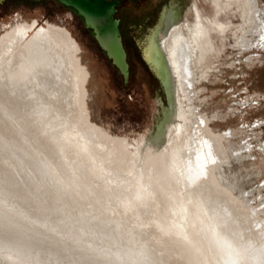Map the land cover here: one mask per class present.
<instances>
[{
	"label": "bare ground",
	"instance_id": "obj_1",
	"mask_svg": "<svg viewBox=\"0 0 264 264\" xmlns=\"http://www.w3.org/2000/svg\"><path fill=\"white\" fill-rule=\"evenodd\" d=\"M239 1L236 45L264 46V2ZM178 2L140 43L168 77V103L160 99L151 134L133 146L105 147L75 116L67 51L52 31L18 29L0 44V264H261L246 214L195 158Z\"/></svg>",
	"mask_w": 264,
	"mask_h": 264
},
{
	"label": "rangeland",
	"instance_id": "obj_2",
	"mask_svg": "<svg viewBox=\"0 0 264 264\" xmlns=\"http://www.w3.org/2000/svg\"><path fill=\"white\" fill-rule=\"evenodd\" d=\"M170 1L116 0L113 18L126 75L76 10L58 0H0V44L18 29L52 31L57 47L67 51L75 116L105 147L133 146L151 134L160 99L168 103L140 43ZM173 1L181 4L175 20L187 25H181L182 40L191 48L180 80L190 97L185 104L195 158L218 192L246 214L264 264V46L245 50L236 45L245 26L239 0ZM258 2L262 6L264 0ZM162 43L169 49L166 34Z\"/></svg>",
	"mask_w": 264,
	"mask_h": 264
},
{
	"label": "water",
	"instance_id": "obj_3",
	"mask_svg": "<svg viewBox=\"0 0 264 264\" xmlns=\"http://www.w3.org/2000/svg\"><path fill=\"white\" fill-rule=\"evenodd\" d=\"M65 6L74 8L80 15L85 26L90 29L99 46L106 55L119 68L122 74L126 75L127 64L125 60V50L122 44L118 29V21L113 18L116 1L114 0H59ZM154 70V69H152ZM155 71V70H154ZM155 73V72H154ZM159 78L166 97L168 92V77H163L155 73ZM166 89V90H165Z\"/></svg>",
	"mask_w": 264,
	"mask_h": 264
},
{
	"label": "flooded vegetation",
	"instance_id": "obj_4",
	"mask_svg": "<svg viewBox=\"0 0 264 264\" xmlns=\"http://www.w3.org/2000/svg\"><path fill=\"white\" fill-rule=\"evenodd\" d=\"M59 1V0H58ZM114 1H116V0H114ZM78 15V14H77ZM80 16V15H79ZM101 48V47H100ZM102 49V48H101ZM103 50V49H102ZM104 51V50H103ZM105 52V51H104ZM106 54V53H105ZM107 56V55H106ZM108 57V56H107ZM109 58V57H108ZM110 59V58H109ZM111 60V59H110ZM112 61V60H111ZM114 64V63H113ZM115 65V64H114Z\"/></svg>",
	"mask_w": 264,
	"mask_h": 264
},
{
	"label": "clouds",
	"instance_id": "obj_5",
	"mask_svg": "<svg viewBox=\"0 0 264 264\" xmlns=\"http://www.w3.org/2000/svg\"><path fill=\"white\" fill-rule=\"evenodd\" d=\"M229 255L231 256V252H229ZM232 264H235V261H233Z\"/></svg>",
	"mask_w": 264,
	"mask_h": 264
}]
</instances>
